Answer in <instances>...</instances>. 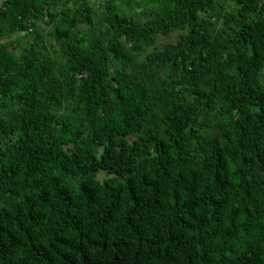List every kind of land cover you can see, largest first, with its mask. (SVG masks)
<instances>
[{"label": "trees", "instance_id": "1", "mask_svg": "<svg viewBox=\"0 0 264 264\" xmlns=\"http://www.w3.org/2000/svg\"><path fill=\"white\" fill-rule=\"evenodd\" d=\"M0 264H264V0H1Z\"/></svg>", "mask_w": 264, "mask_h": 264}, {"label": "rangeland", "instance_id": "2", "mask_svg": "<svg viewBox=\"0 0 264 264\" xmlns=\"http://www.w3.org/2000/svg\"><path fill=\"white\" fill-rule=\"evenodd\" d=\"M178 32L177 31H174L170 34L169 37H163L161 35H157L155 37V41H154V46L156 48H161V46L166 43V42H171V41H174L176 39V36H177Z\"/></svg>", "mask_w": 264, "mask_h": 264}, {"label": "built area", "instance_id": "3", "mask_svg": "<svg viewBox=\"0 0 264 264\" xmlns=\"http://www.w3.org/2000/svg\"><path fill=\"white\" fill-rule=\"evenodd\" d=\"M0 3H1V0H0Z\"/></svg>", "mask_w": 264, "mask_h": 264}]
</instances>
